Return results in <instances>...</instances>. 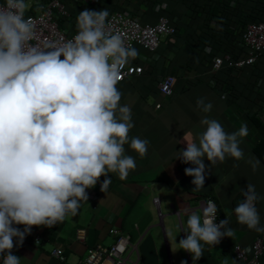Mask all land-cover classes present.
<instances>
[{
    "label": "crops",
    "instance_id": "crops-1",
    "mask_svg": "<svg viewBox=\"0 0 264 264\" xmlns=\"http://www.w3.org/2000/svg\"><path fill=\"white\" fill-rule=\"evenodd\" d=\"M62 1L69 13L68 21L63 23L68 32L77 27L81 11H109L120 5V11L150 24L159 15L168 14L177 28L173 35L162 36L154 51L133 45L138 56L130 62L142 65L143 71L116 85L121 93L119 104L131 110L134 127L128 134L129 143L133 137L146 139L147 154L141 158L125 144V154L136 161V168L125 179L109 173L112 183L102 193L100 184L105 177H100L95 187L86 189L88 200L81 202L75 217L50 228L33 226L22 245L14 246L13 254L21 258V264H79L86 247L108 245L113 239L109 229L117 228L127 233L134 244L135 251L130 257L135 256V264H243L234 258L232 245L249 246L257 235L264 239V232L238 223L234 212L244 200L247 184H253L260 197L256 202L260 226H264V165L259 160V167L253 171L249 163L258 159L252 148L261 134L248 118L253 111L264 117V109L258 105L264 97V59L228 73L213 69L212 60L223 56L217 51L225 34H230L232 43L240 44V20L252 13L256 0H152L149 4L145 0ZM27 2L30 4L27 12H35L32 0ZM206 36L213 41L211 46L202 45ZM164 74L174 76L172 91L166 95L157 89ZM225 82L227 90L222 89ZM200 98L212 104L208 113L197 107ZM205 117L218 120L227 133L246 124L248 135L239 138L243 159L237 161L226 156L222 163L210 164L204 158L203 188L193 190V178L186 176L184 169L194 165L182 163L177 157L179 151L186 149V142L198 144L199 135L206 130L201 124ZM207 196L215 202L219 221L227 219L233 234L214 246L204 245L203 256L193 262L191 254L177 244L186 238L188 216L193 212L201 215L202 199ZM15 227L21 231L24 228ZM78 228L84 230L82 241L75 237ZM35 236L37 243L33 241ZM55 247L62 250V261L50 256L49 251ZM261 262L264 264V251Z\"/></svg>",
    "mask_w": 264,
    "mask_h": 264
},
{
    "label": "clouds",
    "instance_id": "clouds-1",
    "mask_svg": "<svg viewBox=\"0 0 264 264\" xmlns=\"http://www.w3.org/2000/svg\"><path fill=\"white\" fill-rule=\"evenodd\" d=\"M27 0H5L0 7V254L3 264H21L12 249L22 245L33 226L52 227L75 217L86 189L100 177L102 193L112 183L109 173L125 179L136 161L125 154V144L141 158L148 141L133 137L131 110L121 106L116 85L120 72L138 52L126 46L118 34L106 31L107 9H85L77 16V34L60 44L33 46L35 24L25 18ZM204 113L212 109L197 100ZM206 130L196 142H186L177 158L194 167L184 169L192 177L193 190L203 188L206 158L210 164L226 156L244 158L240 139L248 135L246 124L227 133L216 119L201 120ZM176 158V159H177ZM253 171L259 159L249 161ZM244 200L235 209L237 222L264 232L253 184L243 190ZM201 215L187 219L186 238L174 242L198 261L204 245L214 246L233 229L227 219L214 223L216 206L208 202ZM15 225H23L21 231ZM171 236V233L168 234ZM184 264V262H182Z\"/></svg>",
    "mask_w": 264,
    "mask_h": 264
},
{
    "label": "built area",
    "instance_id": "built-area-1",
    "mask_svg": "<svg viewBox=\"0 0 264 264\" xmlns=\"http://www.w3.org/2000/svg\"><path fill=\"white\" fill-rule=\"evenodd\" d=\"M92 3L93 0H82ZM35 12H25V18H31L35 24V36L30 42L33 46L48 50L46 45L60 44L63 41L72 39L78 29L68 32L60 28L56 21V16L67 17V11L61 0H32L31 3ZM5 5V0H0V7ZM106 31L118 34L123 39L126 46L137 44L148 51H154L162 36L172 35L174 27L164 15H159L152 24L140 22L131 15L123 11L115 10L109 13L106 19ZM239 41L243 49V55L237 59H232L229 54L222 57H214L212 68L219 69L223 64L226 66L243 67L252 65L257 59H264V20L248 22L239 35ZM143 67L140 64L128 62L120 72L118 81L132 75L142 73ZM174 76L172 74L162 75L157 82V89L161 94H169L172 91ZM158 106V105H156ZM203 207L214 200L207 196L202 199ZM216 206V205H215ZM201 217L203 214L201 211ZM219 217L216 214L214 223L219 224ZM109 233L113 236L108 245H92L85 249V254L79 264H135L136 258L130 257V253L135 251V246L131 243L129 235L120 229L110 228ZM75 237L77 240L84 239V230L76 229ZM262 236H255L249 246L233 244L231 247L235 259L243 264H262L261 257L264 251V241ZM34 243L38 238H33ZM50 256L59 261L64 259L60 248H52Z\"/></svg>",
    "mask_w": 264,
    "mask_h": 264
},
{
    "label": "trees",
    "instance_id": "trees-1",
    "mask_svg": "<svg viewBox=\"0 0 264 264\" xmlns=\"http://www.w3.org/2000/svg\"><path fill=\"white\" fill-rule=\"evenodd\" d=\"M76 2L79 0H75ZM146 3H150L152 2V0H145ZM61 2H63L65 9L67 11L66 8V3L64 1L61 0ZM125 1L123 0V3ZM223 4V3H222ZM194 11H198V7L195 5L193 6ZM196 7V8H195ZM122 9V5H120L119 7L113 8L111 10H109L108 12H112L115 10H121ZM67 14L68 11H67ZM164 16H166L169 20V22L171 23V25L174 27V32L172 33V35L175 33L176 31V25L174 22H172L170 15L168 14H162ZM68 17V15H67ZM66 16L65 17H59L58 15L56 16V21L58 23V26L60 28H63V23L68 21V18ZM244 19L240 20L241 26L239 27L238 30V34L240 35V33L242 32L243 28L245 27V25L248 22H253V21H259V20H264V0H256L254 6H253V11L251 14H249L248 16H243ZM77 28V27H76ZM76 28H74L73 30H75ZM72 30V31H73ZM231 37L230 34H225V39H224V43L221 44L222 47L217 51L220 55H224V54H229L230 57L232 59H237L239 57H241L243 55V49L240 46V44H237L236 42L232 43L231 42ZM211 39H209V37H205L202 38V45H212ZM233 49V50H232ZM235 51V52H234ZM244 67V66H243ZM242 67H240L241 69ZM220 70H223V72L228 73L231 70H236L239 69L237 67H233V66H226V65H222L220 68ZM228 83L225 82V87H222L223 90H227L228 88ZM229 90V89H228ZM260 107H262V109H264V97L263 99H261V102L258 104ZM258 112H251L248 115L249 121L251 122V124L258 129V131L260 132L261 136L258 139V141L254 144L252 151L255 154V156L263 163L264 165V117L261 118V116H259L257 114Z\"/></svg>",
    "mask_w": 264,
    "mask_h": 264
}]
</instances>
